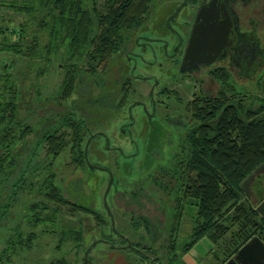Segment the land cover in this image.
<instances>
[{
    "label": "rangeland",
    "instance_id": "1",
    "mask_svg": "<svg viewBox=\"0 0 264 264\" xmlns=\"http://www.w3.org/2000/svg\"><path fill=\"white\" fill-rule=\"evenodd\" d=\"M10 1L0 0V4ZM179 1L153 0L143 22L122 33V43L106 65L95 72L82 70L67 98L62 97L65 70L60 54L44 63L0 52V76L5 78V72H10L12 78L8 79L6 87H11L13 80L16 91L23 92L19 117L31 127L12 151L16 157L18 155L17 167L0 191V255L7 247L8 238L13 236L15 239L18 233L24 239L35 235L28 247L20 248L15 242L17 254L9 258L0 257V264H83L86 248L96 239L99 225L93 215L73 212L71 204L76 200L82 206L103 213L102 203L110 183L113 184L107 202L120 223L123 207L130 202L122 196L123 191L128 194L132 191L130 189L143 188L141 191L153 193L154 200L164 198L150 180L154 172V177L161 174L156 171L166 166V160L177 149L180 136L176 134L180 131L173 126L162 125L172 136L152 133L140 108L134 107L139 103L147 105L149 99L144 96L151 83L136 79L156 76L155 93L161 88L174 86L172 89L179 91L184 100L191 99L198 91V84L192 79L176 84L172 64L158 50L174 30L181 28ZM176 7L179 8L174 9ZM21 21L11 10L0 9V27H9L10 31ZM1 36L0 43L4 41ZM149 42L153 46L144 50L143 44ZM170 47L171 43L169 51ZM2 85L0 80V95ZM256 87L251 91L245 89L244 84H237V92L226 90L222 93L221 102L229 105L247 100L252 103L258 96L264 97V93L259 92L264 88V80L259 79ZM154 99L164 104L168 101L161 94L154 95ZM171 107L170 111L175 113L176 104L172 103ZM146 110L148 113L151 110L149 104ZM160 111L163 116L164 112ZM172 113L165 117L169 123L175 122V114ZM68 117L71 119L69 122L66 121ZM124 129L126 134H123ZM76 133L84 135L80 143L81 150L84 148L85 152L83 163L79 160L81 152L73 148ZM47 135L61 136L66 143L52 166L46 158L47 144L44 140ZM49 175L55 176L54 184L71 204L56 205L46 200L49 192L44 189V184L48 181L47 185L51 187ZM140 198L145 196L140 195ZM149 201L153 203V200ZM33 204L40 205V213L32 207ZM44 205L45 210H40ZM245 206L251 208L248 203ZM147 207L149 210L148 203ZM222 222L228 226L222 239L213 241L204 237L196 244L195 250L202 257L197 261L199 264H219L234 248L231 244L229 246V241L233 240L239 224L232 225L225 219ZM121 224H125L123 231L135 239L128 223ZM84 228L87 233L83 239L77 238L79 234L75 235V231ZM109 254L106 263L103 246L99 244L89 255L95 264H125L126 258L121 252ZM133 260L136 261L135 256Z\"/></svg>",
    "mask_w": 264,
    "mask_h": 264
},
{
    "label": "trees",
    "instance_id": "2",
    "mask_svg": "<svg viewBox=\"0 0 264 264\" xmlns=\"http://www.w3.org/2000/svg\"><path fill=\"white\" fill-rule=\"evenodd\" d=\"M98 2L101 4L98 5ZM152 2L153 0H12L1 3L0 9L4 7L11 10L22 21L10 31L9 27H0V35L5 41L0 43V52L44 63L54 60L60 54L64 59L62 67L65 70L61 84L62 97L67 98L71 95L80 72L84 69L95 72L104 67L122 43V33L143 22ZM5 74V78L0 76L3 81V92L0 95V191L17 167L18 155L16 157L12 151L23 140L25 133L31 130L19 117L23 92L16 91L13 80L10 82L11 87L7 88V81L12 77L8 71ZM192 116L193 119L188 124L189 132L186 134L184 128H178L180 137L177 149L166 166L156 171L161 174L154 177V173L150 180L157 191L166 195L171 202L163 203L164 208L161 210L150 207L149 210L146 209L148 212L144 209L148 208L147 204L128 202L123 207L121 223H128L135 238L139 236L140 239L157 240L161 236L163 241L160 249L153 244L148 247L167 264H184L179 259L181 255L189 252L204 237L213 241L222 239L228 231V226L222 220L230 221L232 225L239 224L233 240L229 241V246L231 244L234 248L219 263L222 264L251 238L257 236L264 242V219L259 216L255 206L245 201V194L240 186L258 165L264 163V99L255 98L252 103L247 100L241 103L236 101L229 105L220 102L214 109H195ZM69 120L71 119L68 117L66 121ZM83 137L84 135L76 133L72 141L74 151L81 152V163L85 162L84 148H80ZM44 142L47 144V162L52 166L66 143L61 136L58 138L54 135H47ZM49 178L52 180L49 181L51 187L47 185L48 181L43 187L49 192L46 200L56 205L71 204L54 184L55 176ZM133 190V193L130 191L125 195L130 202L139 199L138 192L143 188ZM145 192L149 194L147 198H153V193L148 190ZM245 203L251 208L248 209ZM36 205L33 204L32 207L39 212L40 205ZM71 205L73 212L93 215L99 225L96 239L91 242H96V245L87 256L91 264H95L89 254L101 244L106 228L111 226L116 230H125V224L117 219L110 225L105 211L101 213L92 210L76 200ZM45 208L44 205L40 210ZM156 214L162 216L163 220L154 216ZM182 215L187 217V240H182L180 235ZM257 215L258 219L255 218ZM86 231L85 228L75 231V235L79 234L77 238L83 239ZM15 236L18 237L7 239V247L2 250L0 257L16 255L15 242L20 248L28 247L35 237L32 234L24 239L19 233ZM113 241L115 245V239ZM177 246H181L179 254H176ZM119 250L126 258L125 264L136 263L133 260L134 250Z\"/></svg>",
    "mask_w": 264,
    "mask_h": 264
},
{
    "label": "flooded vegetation",
    "instance_id": "3",
    "mask_svg": "<svg viewBox=\"0 0 264 264\" xmlns=\"http://www.w3.org/2000/svg\"><path fill=\"white\" fill-rule=\"evenodd\" d=\"M169 2L176 3V0H169ZM177 5L180 8L176 7L174 9H181V28L174 30L170 35V39L166 42L163 41L158 46V50L172 64L176 84L192 79L197 82L198 91L193 94L191 99L184 100L178 93L179 91L172 89L174 86L161 88L155 93L157 87L156 76L150 75L136 79V81L151 84H149L150 88L147 95L144 96L149 99L147 105L146 103H139L135 104L134 107L140 108L142 115L149 123L148 126L151 128L152 133L155 132L157 135L164 133L165 137H170L172 134L166 132L162 125L173 126L177 131H180L179 127L184 128L185 131L184 129L181 131L187 134L190 130L188 124L193 119V110L204 109L205 107L214 109L217 105L219 106L222 93L226 90L237 92V84H244L245 89L253 91L257 81L259 82V79L264 80V0H180ZM193 30L197 42L190 49L188 46ZM170 43L169 51L168 45ZM143 45L144 50L153 46L150 42ZM148 46L149 48H147ZM259 92L263 94L264 88ZM156 94L165 96L168 101H165L164 104L155 100L154 95ZM257 98L264 99L263 96ZM172 103L176 104V108L173 109L175 113L170 111L172 110ZM148 104L151 109L149 113L146 110ZM160 110L164 112L163 116H161ZM168 113L175 114L174 123H169L165 119ZM126 133L127 131L124 129L123 134ZM176 135L179 136L180 134ZM111 184L113 183L109 184L102 204L105 214L111 222L110 225L117 220L107 202V195H111ZM130 190H132V193L134 192L133 189ZM138 193L139 196L144 194L145 198L141 200L139 197L138 200H133L129 204L143 202L148 203L155 210H161L164 208L162 207L163 203L168 200L171 202L164 195V198L159 200L153 198V203H149L150 198H147L149 194L144 191ZM244 194L248 203L252 206L255 205V209L264 201V173L257 175L250 182ZM125 195L123 191L122 196L124 198ZM144 209L148 212L146 207ZM154 216L163 220V217L158 214ZM185 216H181L180 235L182 240H187L188 222ZM259 216L264 219L260 214ZM160 237L157 240L140 239L139 236L134 239L125 231L108 226L101 242L104 260L108 263L111 251L120 252L119 249H123L134 250L135 264H142L147 261L154 262V264H167L162 257L156 256L155 252L148 247V245L153 244L160 249L163 241ZM195 246L196 244L192 249H195ZM180 252L181 246H177L176 254ZM188 254L189 252H186L179 258L184 264H187L185 257L189 256ZM235 254L236 252L222 264L232 259ZM201 259H195V263L201 261Z\"/></svg>",
    "mask_w": 264,
    "mask_h": 264
},
{
    "label": "water",
    "instance_id": "4",
    "mask_svg": "<svg viewBox=\"0 0 264 264\" xmlns=\"http://www.w3.org/2000/svg\"><path fill=\"white\" fill-rule=\"evenodd\" d=\"M194 30L192 35L193 37L191 36L188 46L190 49L197 42V39L194 38ZM261 173H264V163L258 165L253 173L247 176L241 183L240 186L245 193L250 182ZM256 210L262 217H264V201L256 207ZM95 245L96 242H93L91 246L85 251L83 264H91V261L87 256L90 249ZM188 255L197 260L201 259V256L197 254V251L195 249H191ZM225 264H264V242L257 236L251 238L236 252L235 256L232 259L228 260Z\"/></svg>",
    "mask_w": 264,
    "mask_h": 264
},
{
    "label": "crops",
    "instance_id": "5",
    "mask_svg": "<svg viewBox=\"0 0 264 264\" xmlns=\"http://www.w3.org/2000/svg\"><path fill=\"white\" fill-rule=\"evenodd\" d=\"M185 258H186V263L187 264H199L198 262L195 263V259L190 257V256H186Z\"/></svg>",
    "mask_w": 264,
    "mask_h": 264
}]
</instances>
